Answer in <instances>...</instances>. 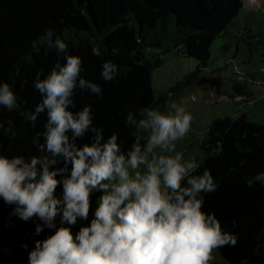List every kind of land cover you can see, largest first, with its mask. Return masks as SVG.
I'll list each match as a JSON object with an SVG mask.
<instances>
[{"label":"clouds","instance_id":"clouds-1","mask_svg":"<svg viewBox=\"0 0 264 264\" xmlns=\"http://www.w3.org/2000/svg\"><path fill=\"white\" fill-rule=\"evenodd\" d=\"M29 43L63 54V62L46 74L37 71L33 87L40 99L31 111L0 81V107L19 111L26 124L46 117L32 138L35 154L0 153V200L12 205L9 215L34 223V236L48 230L30 250L20 243L26 264H210L214 249L236 245V234L203 208L218 182L208 169L198 171L201 161L177 150L193 120L184 106L127 111L125 147L116 131L105 136L94 124L90 104L76 108V90L101 98L103 89L81 75V58L69 54L68 43L52 29ZM117 74L113 61L102 62L105 82ZM0 132L15 139L20 129L5 119ZM256 182L264 187V171L245 179L248 187Z\"/></svg>","mask_w":264,"mask_h":264},{"label":"trees","instance_id":"trees-1","mask_svg":"<svg viewBox=\"0 0 264 264\" xmlns=\"http://www.w3.org/2000/svg\"><path fill=\"white\" fill-rule=\"evenodd\" d=\"M242 5V0H0V81L12 87L22 109L31 111L40 99L34 76L38 70L46 74L57 60L62 63L63 54L43 45L34 50L29 42L52 29L68 43L69 54L81 58V75L103 89L101 98L87 89L76 90V108L90 104L94 124L103 126L105 136L116 131L126 147L131 140L124 125L126 112L164 105L169 93L174 95L194 77L192 73L155 96L151 71L162 55L172 47L181 49L205 67L212 41L237 30L234 20ZM105 60L118 67L115 79L107 82L100 77ZM232 90L250 93L239 83ZM5 119H11L20 134L9 139L0 132V153L35 154L32 138L42 129L44 114L35 124H26L19 111L0 107V120ZM201 145L204 155L198 171L208 169L219 185L205 196L203 208L237 236L235 246L217 249L220 264H264V187L258 182L245 185L246 178L264 171V123L248 122L244 115L215 119ZM11 208L0 200V264H26L27 251L20 243L30 250L32 240L43 238L48 230L34 236L35 224L9 215Z\"/></svg>","mask_w":264,"mask_h":264},{"label":"rangeland","instance_id":"rangeland-1","mask_svg":"<svg viewBox=\"0 0 264 264\" xmlns=\"http://www.w3.org/2000/svg\"><path fill=\"white\" fill-rule=\"evenodd\" d=\"M242 4L234 20L237 30L212 41L205 67L181 49L172 47L151 71L155 96L166 94L194 73V77L175 89L174 95H167L164 105L153 107L169 112L175 102L191 113L193 120L188 135L176 142L177 150L185 152L188 158L203 157L201 140L215 119L244 115L248 122L264 123V84L255 83L264 80V0H242ZM246 34L251 36L250 40L243 37ZM235 83L245 85L249 95L234 93ZM212 256L210 264H220L217 249Z\"/></svg>","mask_w":264,"mask_h":264},{"label":"built area","instance_id":"built-area-1","mask_svg":"<svg viewBox=\"0 0 264 264\" xmlns=\"http://www.w3.org/2000/svg\"><path fill=\"white\" fill-rule=\"evenodd\" d=\"M234 69H238V67H237V66H235V67H234Z\"/></svg>","mask_w":264,"mask_h":264},{"label":"crops","instance_id":"crops-1","mask_svg":"<svg viewBox=\"0 0 264 264\" xmlns=\"http://www.w3.org/2000/svg\"><path fill=\"white\" fill-rule=\"evenodd\" d=\"M238 95V94H237ZM233 96H235V95H233Z\"/></svg>","mask_w":264,"mask_h":264}]
</instances>
